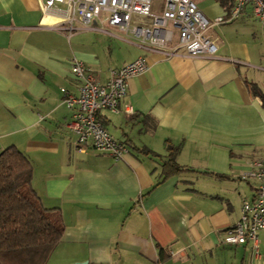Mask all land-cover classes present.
<instances>
[{"label": "crops", "instance_id": "crops-1", "mask_svg": "<svg viewBox=\"0 0 264 264\" xmlns=\"http://www.w3.org/2000/svg\"><path fill=\"white\" fill-rule=\"evenodd\" d=\"M195 2L209 19L230 7ZM40 3L0 0V151L27 158L34 194L61 221L45 264H264V231L258 256L221 241L258 184L241 173L264 155V101L251 89L264 93V41L252 40L251 7L209 27L217 49L206 58L163 56L106 24L68 34ZM138 56L148 68L128 79L133 112L97 115L128 152L77 151L60 90L77 93L70 60L104 82ZM170 158L179 168L167 170Z\"/></svg>", "mask_w": 264, "mask_h": 264}, {"label": "built area", "instance_id": "built-area-1", "mask_svg": "<svg viewBox=\"0 0 264 264\" xmlns=\"http://www.w3.org/2000/svg\"><path fill=\"white\" fill-rule=\"evenodd\" d=\"M154 1H157L154 4ZM226 15L209 19L194 0H41L44 15L59 13L56 27L68 34L84 28L102 29L103 25L128 35L141 47L163 56H215L217 45L207 33L218 25L239 17L246 5L252 14L264 22V0H230ZM97 21L93 26L92 23ZM69 68L77 81V93L61 87L62 101L72 109L68 122L75 134L74 147L84 151L87 145L107 151L115 160H121L128 146L116 139L97 117L101 109L111 112H133L123 102L128 91V79L148 68L144 56L118 67L110 68L108 78L101 82L84 63L72 58ZM252 169L241 173L242 178L258 181L254 196L243 198L237 221L227 227L221 241L228 245L249 242L255 255L259 249V232L264 231V155L252 161Z\"/></svg>", "mask_w": 264, "mask_h": 264}, {"label": "trees", "instance_id": "trees-1", "mask_svg": "<svg viewBox=\"0 0 264 264\" xmlns=\"http://www.w3.org/2000/svg\"><path fill=\"white\" fill-rule=\"evenodd\" d=\"M220 1L225 4L227 0ZM230 5L228 0L227 7ZM251 89L264 101V93L255 84ZM163 165L169 171L179 168L172 158ZM30 180L31 165L27 158L15 147L1 150L0 264H45L61 238L60 219L40 204ZM165 257L164 249L159 247V260Z\"/></svg>", "mask_w": 264, "mask_h": 264}, {"label": "rangeland", "instance_id": "rangeland-1", "mask_svg": "<svg viewBox=\"0 0 264 264\" xmlns=\"http://www.w3.org/2000/svg\"><path fill=\"white\" fill-rule=\"evenodd\" d=\"M156 3H157V1H154V4H156ZM249 20H250V23H252L256 26L253 28L255 33L252 37V40H253V42H257L258 43L257 45H259V43H262V41H264V33L261 34V31H264V26H262V22L260 23V21H258L255 18H250Z\"/></svg>", "mask_w": 264, "mask_h": 264}, {"label": "bare ground", "instance_id": "bare-ground-1", "mask_svg": "<svg viewBox=\"0 0 264 264\" xmlns=\"http://www.w3.org/2000/svg\"><path fill=\"white\" fill-rule=\"evenodd\" d=\"M52 16V15H51Z\"/></svg>", "mask_w": 264, "mask_h": 264}]
</instances>
